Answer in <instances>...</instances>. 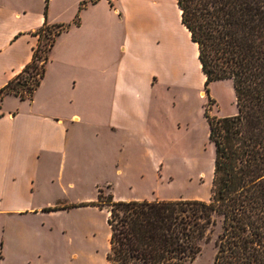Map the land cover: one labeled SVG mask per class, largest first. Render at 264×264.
<instances>
[{"label": "crops", "instance_id": "obj_1", "mask_svg": "<svg viewBox=\"0 0 264 264\" xmlns=\"http://www.w3.org/2000/svg\"><path fill=\"white\" fill-rule=\"evenodd\" d=\"M48 1L0 0V89L31 61L36 30L45 22L68 26L49 50L48 65L61 66L62 74L48 66L30 99L6 95L0 102V264H37L36 233L44 226L52 230V219L68 206L89 207L91 198L48 194L75 189V181L84 180L75 169L90 165L92 150L100 171L116 177L163 164L150 152L152 137L161 138L165 126L163 104L149 95L147 68L153 54H162L163 39L160 34L152 46L146 22L138 38L139 24L132 19L135 10L147 9L144 0H125L124 7L123 0ZM68 12L72 15L63 19ZM124 55L143 62L142 68L124 69ZM102 183L110 189L114 184Z\"/></svg>", "mask_w": 264, "mask_h": 264}, {"label": "trees", "instance_id": "obj_2", "mask_svg": "<svg viewBox=\"0 0 264 264\" xmlns=\"http://www.w3.org/2000/svg\"><path fill=\"white\" fill-rule=\"evenodd\" d=\"M173 1L205 85L231 81L237 111L204 116L214 152L207 200L113 201L98 190L97 205L109 207L107 262L192 264L212 242V264H264V0ZM64 29L45 22L34 32L32 59L0 89V102L32 97Z\"/></svg>", "mask_w": 264, "mask_h": 264}, {"label": "rangeland", "instance_id": "obj_3", "mask_svg": "<svg viewBox=\"0 0 264 264\" xmlns=\"http://www.w3.org/2000/svg\"><path fill=\"white\" fill-rule=\"evenodd\" d=\"M123 2L125 0L121 2L122 7ZM143 2L147 9L141 6L135 10L132 19L139 24L138 38L141 37L142 24L146 22L147 33L155 38L152 46L159 40L160 34V39H163L162 54H153L147 65L152 72L151 100L163 104L161 118L165 129L161 138L158 135L152 137L150 150L155 161L161 158L162 167L149 164L140 167L142 171L116 177L111 171H100L92 150L87 157L90 165L80 164L75 169L77 173H82L84 180H76L73 190L66 188L63 193L58 188L52 189V195L48 194L59 199L91 198L92 201L89 207L73 205L59 211L52 219V230L48 231L44 226L36 233L35 244H40L41 248L37 264H109L106 259L109 252V207L97 205L99 189L103 197L111 195L113 201L207 200L210 195L214 152L208 141L204 116L221 118L236 113L232 83L222 80L205 85L195 46L188 41L182 24L176 19L171 0ZM89 3L92 4L91 1ZM65 4L70 6L67 1ZM70 13H64L63 19H68L72 15ZM115 15L118 17L119 14ZM121 15H124L123 12ZM64 27L67 29L68 26ZM48 62L49 52L44 70L49 66L62 74L61 66L54 63L52 67V63L48 65ZM142 63L136 57L124 55L122 58L124 69H141ZM49 81H54L53 73H50ZM71 94H77V91H71ZM12 101V98L6 99V104L11 105ZM85 164L88 162L85 161ZM70 175L68 172L64 176ZM106 180L113 181L112 189L102 185ZM96 185L99 187L96 188ZM214 252L212 242L203 245L192 264H212Z\"/></svg>", "mask_w": 264, "mask_h": 264}]
</instances>
